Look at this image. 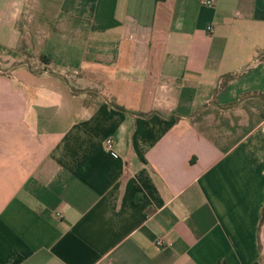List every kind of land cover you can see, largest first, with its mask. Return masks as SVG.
I'll return each instance as SVG.
<instances>
[{
    "label": "crops",
    "instance_id": "0c3cea01",
    "mask_svg": "<svg viewBox=\"0 0 264 264\" xmlns=\"http://www.w3.org/2000/svg\"><path fill=\"white\" fill-rule=\"evenodd\" d=\"M202 1L0 0V264H264V0Z\"/></svg>",
    "mask_w": 264,
    "mask_h": 264
},
{
    "label": "built area",
    "instance_id": "2783aa9c",
    "mask_svg": "<svg viewBox=\"0 0 264 264\" xmlns=\"http://www.w3.org/2000/svg\"><path fill=\"white\" fill-rule=\"evenodd\" d=\"M202 3L208 6L212 5V2L210 0H203ZM207 29L210 31L212 29L211 25H208ZM105 143L107 146L111 147L113 145V140L111 138H108L105 140ZM161 243V240H157V244L160 245Z\"/></svg>",
    "mask_w": 264,
    "mask_h": 264
},
{
    "label": "rangeland",
    "instance_id": "374dc122",
    "mask_svg": "<svg viewBox=\"0 0 264 264\" xmlns=\"http://www.w3.org/2000/svg\"><path fill=\"white\" fill-rule=\"evenodd\" d=\"M11 65H8V64H6V62H3V61L0 62V72L2 71V72L7 73L10 70Z\"/></svg>",
    "mask_w": 264,
    "mask_h": 264
}]
</instances>
